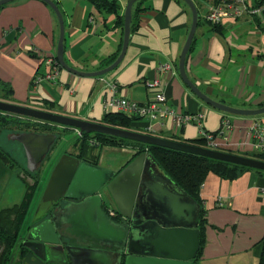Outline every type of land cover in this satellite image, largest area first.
<instances>
[{"label": "crops", "instance_id": "obj_1", "mask_svg": "<svg viewBox=\"0 0 264 264\" xmlns=\"http://www.w3.org/2000/svg\"><path fill=\"white\" fill-rule=\"evenodd\" d=\"M55 1L65 21L68 64L82 71L112 64L124 37L116 15L98 9L92 0ZM118 1L119 13L124 14L129 0ZM195 3L201 20L187 55L190 78L217 101L241 108L264 106V15L228 17L215 29L204 15L215 3ZM137 5L126 55L115 69L100 76H83L60 67L55 81L38 83L37 75L52 70L48 58L56 56L59 19L44 0H14L0 6V100L102 122L107 112L118 111L105 108L112 96L147 103L154 95L147 82L159 78L167 103L178 113H202L201 124H179L173 118L140 119L134 122V129L193 144H198L196 139L203 137V130L215 134L213 144L203 143L206 147L247 156L261 152L256 147L255 130L264 131V113L238 115L217 109L200 99L181 78L179 60L193 22L189 5L184 0H141ZM161 65L169 67L160 70ZM111 81L118 84L115 93L108 86ZM224 119L231 122L227 137L218 134ZM15 134L10 139L18 144H14L16 151L23 150L27 168L25 149L13 138ZM103 147L98 153L94 145H88L84 158L96 162ZM114 148L106 145L104 150L113 156L110 151ZM48 155L34 171L39 177L36 188L50 166ZM200 197L205 225L198 264H259L264 237V171L244 169L234 178L210 173ZM12 264L65 263H49L29 249L18 248Z\"/></svg>", "mask_w": 264, "mask_h": 264}, {"label": "water", "instance_id": "obj_2", "mask_svg": "<svg viewBox=\"0 0 264 264\" xmlns=\"http://www.w3.org/2000/svg\"><path fill=\"white\" fill-rule=\"evenodd\" d=\"M11 1L14 0H0V6ZM44 1L53 8L59 19L60 36L56 57L61 67L78 75L100 76L122 62L131 36L133 7L138 0H129L126 5L120 54L112 64L97 71H82L68 64L65 59V21L62 11L55 0ZM184 1L193 14L192 26L178 65L185 84L204 102L222 111L238 115L263 114L264 106L241 108L217 101L190 78L186 61L200 16L194 0ZM0 111L68 126L80 133L99 132L264 170V160L253 156L41 108L0 100ZM13 138L23 145L27 168L34 172L51 151L57 134L22 131L13 135ZM104 147L96 162L67 152L61 155L40 201L46 205L28 228L24 246L49 263L193 264L201 247L202 204L162 168L150 151L140 152L135 147L113 146L116 147L111 150L114 155L108 156ZM109 157L110 162L107 161ZM107 202L115 205L127 220L126 223L114 220L107 213L104 207Z\"/></svg>", "mask_w": 264, "mask_h": 264}, {"label": "trees", "instance_id": "obj_3", "mask_svg": "<svg viewBox=\"0 0 264 264\" xmlns=\"http://www.w3.org/2000/svg\"><path fill=\"white\" fill-rule=\"evenodd\" d=\"M141 0H138L133 7L134 9L138 6ZM195 1V0H194ZM207 1V0H205ZM264 0H257L258 4ZM98 9L106 11V13L116 15L117 22L121 24L124 28V14H120L119 10L121 8L118 0H92ZM196 2V1H195ZM212 2L217 3L218 0H212ZM264 15V14H263ZM199 22L201 20V14L199 12ZM133 21V20H132ZM133 24V23H132ZM215 29L219 28V24L213 26ZM120 54V53H119ZM118 54V55H119ZM116 55L114 60L118 57ZM113 60V61H114ZM61 66V65H60ZM13 114L5 113L0 111V121L5 122L6 124L13 120ZM140 117H131L126 115L123 112L111 111L107 112L104 116L102 123L133 129V124L135 121L140 120ZM20 122V119H14ZM21 124L27 126V130H33L41 132L42 128L52 129V124L45 121H34L31 119L21 120ZM54 133V132H51ZM57 134V138H58ZM83 142H81V147L76 156L85 159L84 154L88 145L89 140L94 141L93 145L96 148H100L104 145L112 146H130L138 148L140 152L150 151L162 168L175 180L177 181L184 189H186L195 199L201 203L200 191L201 187L210 173H215L222 177L234 178L238 173L244 169H254L248 166L238 165L223 160H218L210 157L200 156L197 154L179 151L163 146L144 144L138 141L111 136L108 134H103L99 132H83L81 133ZM206 140L201 137L196 139L197 145H204L203 143ZM206 143V142H205ZM0 151L3 152V149L0 146ZM9 153V152H8ZM10 156V153L8 154ZM253 157L260 158L264 160V152H259L253 155ZM258 171H264L259 169H254ZM31 172V171H30ZM39 177H37L36 186L28 191L23 200L20 203H17L13 206L6 207L0 211V264H12L13 259L16 253V249L21 248L26 251L28 248L24 246L22 241V230L25 225L27 213L29 211L30 205L32 203L33 195L37 187ZM204 209L202 207V214L200 220V240L201 244L204 241L203 237V228H204ZM118 221L121 220V215L113 218ZM201 256V249L198 252L197 257L193 260V264H198L199 258ZM264 264V237H263V250L260 258V263Z\"/></svg>", "mask_w": 264, "mask_h": 264}, {"label": "built area", "instance_id": "obj_4", "mask_svg": "<svg viewBox=\"0 0 264 264\" xmlns=\"http://www.w3.org/2000/svg\"><path fill=\"white\" fill-rule=\"evenodd\" d=\"M244 14L251 15H263L264 14V1L259 3L257 0H218L206 13L205 20L211 24H221L225 18H238ZM48 63L52 66V70L44 75H37L35 82L38 83L45 79L48 81H55L58 72L60 70V63L56 56L48 58ZM169 65H161L160 70L168 68ZM150 89L154 90L153 97L147 103H140L138 101L130 100L128 98H118L112 96V98L106 102V110L113 108L118 109L119 112H123L131 117H140L141 119H148L149 121H158L167 118L175 119L179 124H186L191 122H197L201 124L203 114L193 113H178L173 107L167 103V96L164 90L161 88V79L155 78L147 82ZM109 88L115 93L118 88L116 81L108 82ZM231 128V122L229 119L223 120V125L218 134L227 137V133ZM202 131L203 138L207 143L213 144L215 134L207 131ZM258 137L256 147L261 152H264V131L262 129L255 130ZM106 211L112 217L119 215L118 209L113 203L107 202ZM121 215V214H120ZM124 218L121 215V219Z\"/></svg>", "mask_w": 264, "mask_h": 264}, {"label": "rangeland", "instance_id": "obj_5", "mask_svg": "<svg viewBox=\"0 0 264 264\" xmlns=\"http://www.w3.org/2000/svg\"><path fill=\"white\" fill-rule=\"evenodd\" d=\"M195 1L200 2V0H195ZM202 10L203 8L201 7V12ZM206 11L207 10L205 9L204 15H206L207 13ZM12 118L18 120L20 119V122L14 119L10 120V122L7 124L5 122L3 123L0 121V146L3 149V152L0 151V211L6 207H10L17 204L21 200V195L23 191L27 193L28 191H31L33 187L36 186V181L38 177V173L35 174V172H30L26 168L25 158H24L25 156L23 155V150L21 149L19 152L16 151V148H14V144L16 142L10 139V135L13 133L30 131L27 130L26 125L24 126L23 124H21V120H25V119L27 120L30 118H26L14 114ZM34 121H40V120H34ZM52 125H53L52 129H48V128L39 129L41 130V132H46V133L54 132L59 136L55 141V143L53 144L52 150L48 155L47 162H50V166L46 170L45 176L41 180V184L38 186V188L35 189L32 203L30 205L25 221L26 226H24L21 232L22 241H24V238L27 235V231H28L27 224H29V222L33 219L35 213L37 214V212H41V210L46 205L45 203L40 201L45 190L44 186L47 185L48 182V181L46 182L47 177L48 175L50 176V172L52 168L51 166H53V164L54 166L57 164L62 153L73 152L76 149L79 150V148L82 145L81 142H83V138L81 137V133L79 130L68 126L58 125L55 123H53ZM93 142L94 141L92 140L88 141V143L91 145L95 143ZM200 146H202V144ZM97 149L99 153L100 148ZM8 152L10 153V156L8 155L9 154ZM111 154H114V152L112 151ZM40 203L42 206H40Z\"/></svg>", "mask_w": 264, "mask_h": 264}, {"label": "flooded vegetation", "instance_id": "obj_6", "mask_svg": "<svg viewBox=\"0 0 264 264\" xmlns=\"http://www.w3.org/2000/svg\"><path fill=\"white\" fill-rule=\"evenodd\" d=\"M105 207V209H106V205L104 206ZM119 222H123V223H126L127 222V220H125V219H121V220H118Z\"/></svg>", "mask_w": 264, "mask_h": 264}]
</instances>
